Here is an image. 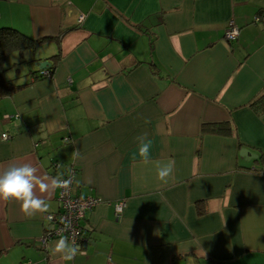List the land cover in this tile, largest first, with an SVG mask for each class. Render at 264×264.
Returning <instances> with one entry per match:
<instances>
[{
	"label": "crops",
	"instance_id": "obj_1",
	"mask_svg": "<svg viewBox=\"0 0 264 264\" xmlns=\"http://www.w3.org/2000/svg\"><path fill=\"white\" fill-rule=\"evenodd\" d=\"M2 27L50 40L6 58L27 85L0 96V169L74 167L73 193L102 201L82 221L86 255L65 261L51 251L61 236L42 242L60 189L34 216L0 200V264H264V113L250 104L264 93V0H0ZM59 51L54 75L35 79ZM221 123L232 134L204 130Z\"/></svg>",
	"mask_w": 264,
	"mask_h": 264
},
{
	"label": "clouds",
	"instance_id": "obj_2",
	"mask_svg": "<svg viewBox=\"0 0 264 264\" xmlns=\"http://www.w3.org/2000/svg\"><path fill=\"white\" fill-rule=\"evenodd\" d=\"M138 141L139 155L145 163L150 162L152 142L146 134L136 138ZM174 171V161L157 165V179L168 183ZM71 184V178L63 179V174L57 177L41 176L39 169L31 162H13L0 169V200H15L20 203L21 211L27 216L37 213H48L49 204L44 198V193L55 189H67ZM39 193L37 194V191ZM51 218V217H49ZM70 222L65 223L67 231ZM52 253L58 254L65 261H72L77 255L84 256L82 250L75 241H69L61 236L51 247Z\"/></svg>",
	"mask_w": 264,
	"mask_h": 264
},
{
	"label": "built area",
	"instance_id": "obj_3",
	"mask_svg": "<svg viewBox=\"0 0 264 264\" xmlns=\"http://www.w3.org/2000/svg\"><path fill=\"white\" fill-rule=\"evenodd\" d=\"M85 19V14H81L78 22L82 23ZM262 19L261 15L256 16V21ZM240 28L232 20L225 29L224 39L228 42L236 40L239 36ZM8 117V115H7ZM4 139H9V133L2 135ZM57 165L58 163L55 162ZM77 170L74 167H70L68 172L63 176V179L71 178V184L67 189H60L58 200L60 202L61 209L59 212L48 213L46 215L47 224L45 234L42 237V242L53 239L55 237L65 236L70 241H75L79 244L83 234L84 227L82 221L86 218L89 211L93 210L102 201L94 195H76L73 193V185L76 179ZM116 215L119 217L124 211V201H118L115 204ZM51 217V218H49ZM70 222V227L67 231L64 230L65 223ZM109 264H119L110 259Z\"/></svg>",
	"mask_w": 264,
	"mask_h": 264
},
{
	"label": "trees",
	"instance_id": "obj_4",
	"mask_svg": "<svg viewBox=\"0 0 264 264\" xmlns=\"http://www.w3.org/2000/svg\"><path fill=\"white\" fill-rule=\"evenodd\" d=\"M50 40V38H34L31 37L22 31L12 28V27H2L0 28V96L11 95L27 84H15L13 81L9 80L6 76V67L5 61L7 56L12 51H19L23 53L26 49L32 48L36 49L45 41ZM61 59V51L56 55L50 57L49 60H52V64L45 69H40L38 71H33L32 74L35 76V79L46 78L54 75L56 65ZM251 106L256 110L258 114L264 113V93L255 98L251 103ZM204 130H212L217 133L224 135L232 134V127L228 123H221L215 125H207L204 127Z\"/></svg>",
	"mask_w": 264,
	"mask_h": 264
},
{
	"label": "water",
	"instance_id": "obj_5",
	"mask_svg": "<svg viewBox=\"0 0 264 264\" xmlns=\"http://www.w3.org/2000/svg\"><path fill=\"white\" fill-rule=\"evenodd\" d=\"M50 65H51L50 60H44L40 63L41 69H45L46 67H48ZM240 155L244 156L246 159H249V160L252 158H258V156H259L258 154L253 153L250 149H248L246 147L241 148Z\"/></svg>",
	"mask_w": 264,
	"mask_h": 264
},
{
	"label": "rangeland",
	"instance_id": "obj_6",
	"mask_svg": "<svg viewBox=\"0 0 264 264\" xmlns=\"http://www.w3.org/2000/svg\"><path fill=\"white\" fill-rule=\"evenodd\" d=\"M6 61H8V60H6ZM26 63H28V62H27L26 60H23L21 64L24 65V64H26ZM21 64H20V65H21ZM5 67H6V69H9L8 71L6 70L7 73H8V72L10 73L12 69L16 68V67L14 66V63H13L12 61H10V60H9V62H5Z\"/></svg>",
	"mask_w": 264,
	"mask_h": 264
}]
</instances>
